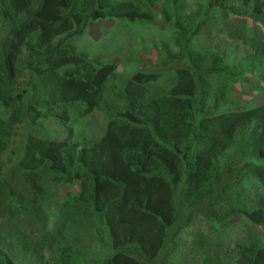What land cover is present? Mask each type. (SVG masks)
Returning a JSON list of instances; mask_svg holds the SVG:
<instances>
[{
    "label": "trees",
    "instance_id": "16d2710c",
    "mask_svg": "<svg viewBox=\"0 0 264 264\" xmlns=\"http://www.w3.org/2000/svg\"><path fill=\"white\" fill-rule=\"evenodd\" d=\"M160 1L136 0L142 4L136 6L114 0H0L2 13L12 19L0 41V157L17 126L26 124L29 130L17 148L14 170L3 171L0 162V208L28 211L15 194L20 180L39 212L50 207L63 212L64 227L80 212L87 219L99 214L114 249L101 264H163L168 247L197 214L220 224L243 217L264 230V103L234 109L220 89L208 99L211 72L237 74L222 54H204L188 44L179 55L168 56L188 65L176 71L174 86L161 95L149 91L160 74L138 70L117 80L115 63L90 59L71 44L89 21L153 23L161 12L171 23L170 1L158 6ZM255 4V12L264 13V1ZM183 18L178 13L173 25L180 47L197 28L185 27ZM205 62L209 69L202 68ZM69 106H81L87 115L105 111L107 126L98 142L79 148L69 140L30 135L50 116L65 126L71 120ZM76 183L78 195L69 192L58 201V187ZM230 188L235 189L229 194ZM81 220L76 217L74 224ZM86 221L85 226L92 223ZM2 237L0 264H17ZM73 251L61 249L59 263L92 264ZM231 252L206 253L202 264H226L227 259L264 264V242L254 233Z\"/></svg>",
    "mask_w": 264,
    "mask_h": 264
},
{
    "label": "rangeland",
    "instance_id": "374dc122",
    "mask_svg": "<svg viewBox=\"0 0 264 264\" xmlns=\"http://www.w3.org/2000/svg\"><path fill=\"white\" fill-rule=\"evenodd\" d=\"M114 1H132L136 6H142L136 0ZM169 1L166 10L171 15V23L164 22L167 16L161 12H158L153 23L119 19L89 21L84 33L70 40L71 44L78 48V53L90 59L115 63L119 73L117 80L125 81L138 70L160 74V78L151 85L149 91L161 95L174 86L177 81L176 71L188 65L186 60L168 61V56L179 55L183 47L187 49L186 46L192 44V47L204 54H222L226 64L237 69L236 75L211 72V77L207 78L209 84H206L208 99L213 98L220 89L224 92V100L230 101L229 104L234 109L247 110L262 105L264 13L255 12L256 0ZM164 3L166 0L160 1L158 6ZM221 3L222 6L219 5ZM1 10L0 5V41L7 36L12 24V19L6 18ZM178 13L184 17L182 20H185V27H197L185 44L182 42L181 47L179 33H175L173 29L174 18ZM27 57L28 52L24 49L21 59L26 61ZM210 67L209 62L202 66L203 69ZM63 109L57 111L61 113ZM67 109L71 120L65 126L56 117L50 116L42 125L30 129V135L46 140H69L78 144L79 148L89 147L103 137L107 126L105 111L99 109L87 115L81 106H69ZM1 114L7 117L8 112L1 110ZM26 129V124L17 126L8 150L1 155L3 171L14 170L13 167L17 165L16 152L29 131ZM225 155L227 157L229 153ZM18 182L16 185L21 183L20 180ZM16 185L14 184L15 194L20 197V201L23 199L21 203L25 202L30 207L28 211H19L16 207L8 211L0 208V235L3 236L1 241L11 251L17 264H60V250L67 247L74 250L75 255L83 254L92 264H101L103 259L114 254L109 233L101 224L99 214H96L98 217L90 215L87 219L85 217L89 216L79 211L81 214L76 217L82 219L80 224H74V217L64 227L61 222L62 211L50 207L49 210L41 209L39 212L29 193L30 188L24 189L22 184L17 188ZM55 189L54 187V191ZM79 189L77 183L58 187V201L62 202L69 192L78 195ZM234 189L230 188L228 193ZM256 193L257 191L251 195L253 201ZM86 220H92V223L85 226ZM192 221L193 223L180 230L174 245L168 247L163 264H202L206 253L210 257L225 253L233 256L231 250L236 243L250 238L253 233L259 241L264 242V230L243 217L220 224L197 214ZM234 263L227 259L226 264Z\"/></svg>",
    "mask_w": 264,
    "mask_h": 264
}]
</instances>
